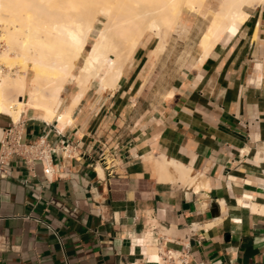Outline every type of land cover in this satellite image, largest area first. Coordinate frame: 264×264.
Instances as JSON below:
<instances>
[{
    "label": "crops",
    "instance_id": "1",
    "mask_svg": "<svg viewBox=\"0 0 264 264\" xmlns=\"http://www.w3.org/2000/svg\"><path fill=\"white\" fill-rule=\"evenodd\" d=\"M214 2L184 14L158 58L147 34L114 91L93 82L71 122L21 115L24 142L64 137L74 158L53 156L61 178L0 164V264H160L185 246L189 264H264V4L203 58ZM12 123L0 115V149ZM163 157L208 188L163 180Z\"/></svg>",
    "mask_w": 264,
    "mask_h": 264
},
{
    "label": "bare ground",
    "instance_id": "2",
    "mask_svg": "<svg viewBox=\"0 0 264 264\" xmlns=\"http://www.w3.org/2000/svg\"><path fill=\"white\" fill-rule=\"evenodd\" d=\"M207 2L0 0V115L17 123L23 113L35 111L45 122H71L93 82L114 91L148 33L158 39L154 53L158 58L182 16L201 14ZM263 4L264 0H222L200 41L203 58L234 24L249 19L248 8ZM69 84L76 86L72 104L57 113ZM158 170L163 180L179 181L197 193L208 188L205 178L191 168L164 157L158 161ZM259 208L252 205L253 212Z\"/></svg>",
    "mask_w": 264,
    "mask_h": 264
},
{
    "label": "built area",
    "instance_id": "3",
    "mask_svg": "<svg viewBox=\"0 0 264 264\" xmlns=\"http://www.w3.org/2000/svg\"><path fill=\"white\" fill-rule=\"evenodd\" d=\"M54 155L72 159L74 158V148L64 137L54 146H49L44 136L26 143L23 141V129L20 121L17 123L13 122L11 127L7 128L1 141V165L4 166L11 159L17 157L23 160L29 170H34L35 163L40 162L47 178L56 174L61 178L62 175L59 173V170L53 167ZM99 159L103 160L105 169L111 175L113 167L105 159L104 153L99 156ZM3 176V174H0V177ZM4 244H6V241ZM173 254L172 252H168V256H164V264H189L190 252L188 246H185L184 251L178 253L177 257H174Z\"/></svg>",
    "mask_w": 264,
    "mask_h": 264
},
{
    "label": "rangeland",
    "instance_id": "4",
    "mask_svg": "<svg viewBox=\"0 0 264 264\" xmlns=\"http://www.w3.org/2000/svg\"><path fill=\"white\" fill-rule=\"evenodd\" d=\"M221 1H222V0H221ZM213 4H215L214 0H212V5H213ZM201 14H202V13H201ZM183 16H184V15H183ZM183 16H182V17H183ZM148 34H150V33H148ZM3 49H4V48H3ZM3 49H2V50H3Z\"/></svg>",
    "mask_w": 264,
    "mask_h": 264
}]
</instances>
